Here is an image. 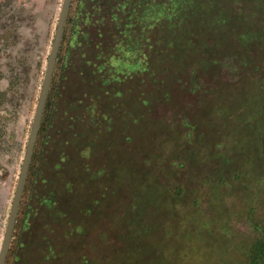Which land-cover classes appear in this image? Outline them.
Returning a JSON list of instances; mask_svg holds the SVG:
<instances>
[{"label":"rangeland","instance_id":"rangeland-1","mask_svg":"<svg viewBox=\"0 0 264 264\" xmlns=\"http://www.w3.org/2000/svg\"><path fill=\"white\" fill-rule=\"evenodd\" d=\"M140 2L73 1L7 264H264V0ZM62 4L0 0V249Z\"/></svg>","mask_w":264,"mask_h":264},{"label":"water","instance_id":"water-1","mask_svg":"<svg viewBox=\"0 0 264 264\" xmlns=\"http://www.w3.org/2000/svg\"><path fill=\"white\" fill-rule=\"evenodd\" d=\"M74 0H63L62 8L60 11L57 28L51 48V52L48 59L47 68L44 74V79L42 83L41 92L39 95L34 120L32 123L29 140L27 143L26 151L24 154L22 167L16 186V191L11 206L6 230L3 237V242L0 249V264H7L8 255L10 252L17 220L19 217L21 204L27 184V180L30 173V168L32 160L34 157L36 145L39 138V133L41 130L48 98L50 95L54 75L56 72L57 63L59 60V54L62 48L64 36L66 33V28L68 24V19L70 16L71 8Z\"/></svg>","mask_w":264,"mask_h":264},{"label":"trees","instance_id":"trees-1","mask_svg":"<svg viewBox=\"0 0 264 264\" xmlns=\"http://www.w3.org/2000/svg\"><path fill=\"white\" fill-rule=\"evenodd\" d=\"M93 3V4H91ZM94 3H98L99 7L97 8V11L100 13V16H106L110 17L112 19H117L120 15H125L127 10L124 8H127L128 6H132L133 4H139V10L141 9V12L146 16V17H151L153 15V11L151 8V5L148 3L146 4H141L140 0H81V7L86 6V9H89L90 5H96ZM153 17V16H152ZM87 20V19H86ZM43 123V122H42ZM262 250V256H261V261L264 260V247H261Z\"/></svg>","mask_w":264,"mask_h":264}]
</instances>
